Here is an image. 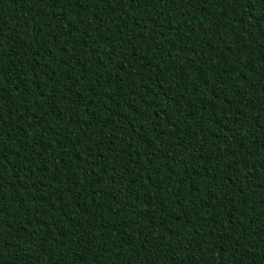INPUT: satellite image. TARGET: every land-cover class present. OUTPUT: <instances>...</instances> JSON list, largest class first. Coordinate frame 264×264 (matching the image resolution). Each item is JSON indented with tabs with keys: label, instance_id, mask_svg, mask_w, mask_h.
Wrapping results in <instances>:
<instances>
[{
	"label": "trees",
	"instance_id": "obj_1",
	"mask_svg": "<svg viewBox=\"0 0 264 264\" xmlns=\"http://www.w3.org/2000/svg\"><path fill=\"white\" fill-rule=\"evenodd\" d=\"M0 264H264V0H0Z\"/></svg>",
	"mask_w": 264,
	"mask_h": 264
}]
</instances>
